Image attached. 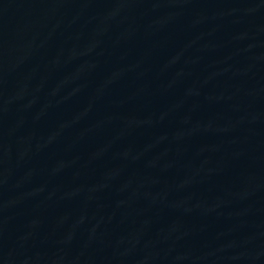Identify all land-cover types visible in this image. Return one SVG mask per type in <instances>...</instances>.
Wrapping results in <instances>:
<instances>
[{"label":"water","instance_id":"1","mask_svg":"<svg viewBox=\"0 0 264 264\" xmlns=\"http://www.w3.org/2000/svg\"><path fill=\"white\" fill-rule=\"evenodd\" d=\"M0 264H264V0H0Z\"/></svg>","mask_w":264,"mask_h":264}]
</instances>
